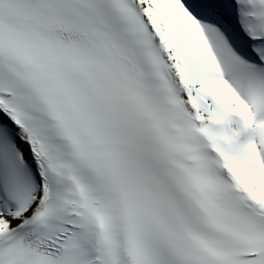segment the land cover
<instances>
[{"label": "snow or ice", "instance_id": "obj_1", "mask_svg": "<svg viewBox=\"0 0 264 264\" xmlns=\"http://www.w3.org/2000/svg\"><path fill=\"white\" fill-rule=\"evenodd\" d=\"M0 264H264V0H0Z\"/></svg>", "mask_w": 264, "mask_h": 264}]
</instances>
